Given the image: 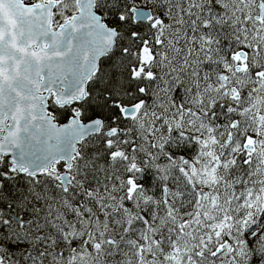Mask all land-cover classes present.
<instances>
[{"label":"snow or ice","instance_id":"6c2138e0","mask_svg":"<svg viewBox=\"0 0 264 264\" xmlns=\"http://www.w3.org/2000/svg\"><path fill=\"white\" fill-rule=\"evenodd\" d=\"M0 264H264V0H0Z\"/></svg>","mask_w":264,"mask_h":264}]
</instances>
